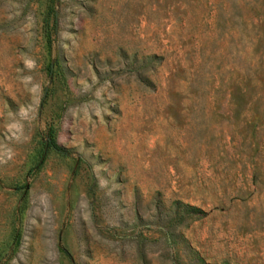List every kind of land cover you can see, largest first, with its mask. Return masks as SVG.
<instances>
[{
  "label": "rangeland",
  "instance_id": "374dc122",
  "mask_svg": "<svg viewBox=\"0 0 264 264\" xmlns=\"http://www.w3.org/2000/svg\"><path fill=\"white\" fill-rule=\"evenodd\" d=\"M0 264H264V0H0Z\"/></svg>",
  "mask_w": 264,
  "mask_h": 264
},
{
  "label": "trees",
  "instance_id": "16d2710c",
  "mask_svg": "<svg viewBox=\"0 0 264 264\" xmlns=\"http://www.w3.org/2000/svg\"><path fill=\"white\" fill-rule=\"evenodd\" d=\"M179 203L181 204L182 202H179ZM186 206H187V208H190V209H192V208H194V209H198V208H196L195 206L190 205V204H187V203H186Z\"/></svg>",
  "mask_w": 264,
  "mask_h": 264
}]
</instances>
